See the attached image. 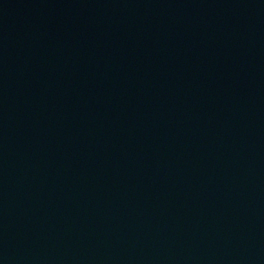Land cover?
Wrapping results in <instances>:
<instances>
[{"label": "water", "instance_id": "95a60500", "mask_svg": "<svg viewBox=\"0 0 264 264\" xmlns=\"http://www.w3.org/2000/svg\"><path fill=\"white\" fill-rule=\"evenodd\" d=\"M0 264H264V0H0Z\"/></svg>", "mask_w": 264, "mask_h": 264}]
</instances>
